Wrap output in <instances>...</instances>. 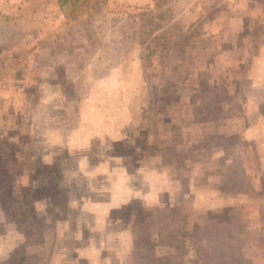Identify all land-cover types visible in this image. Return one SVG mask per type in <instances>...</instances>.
Returning a JSON list of instances; mask_svg holds the SVG:
<instances>
[{"label":"rangeland","instance_id":"374dc122","mask_svg":"<svg viewBox=\"0 0 264 264\" xmlns=\"http://www.w3.org/2000/svg\"><path fill=\"white\" fill-rule=\"evenodd\" d=\"M0 264H264V0H0Z\"/></svg>","mask_w":264,"mask_h":264},{"label":"trees","instance_id":"16d2710c","mask_svg":"<svg viewBox=\"0 0 264 264\" xmlns=\"http://www.w3.org/2000/svg\"><path fill=\"white\" fill-rule=\"evenodd\" d=\"M63 4H75L76 0H62Z\"/></svg>","mask_w":264,"mask_h":264}]
</instances>
